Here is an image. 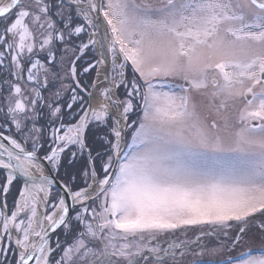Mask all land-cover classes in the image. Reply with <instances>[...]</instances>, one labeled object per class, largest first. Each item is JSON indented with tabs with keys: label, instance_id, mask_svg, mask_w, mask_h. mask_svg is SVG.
<instances>
[{
	"label": "snow or ice",
	"instance_id": "snow-or-ice-1",
	"mask_svg": "<svg viewBox=\"0 0 264 264\" xmlns=\"http://www.w3.org/2000/svg\"><path fill=\"white\" fill-rule=\"evenodd\" d=\"M0 264H264V0H0Z\"/></svg>",
	"mask_w": 264,
	"mask_h": 264
}]
</instances>
